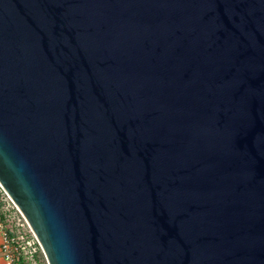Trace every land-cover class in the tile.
I'll return each instance as SVG.
<instances>
[{
  "label": "water",
  "instance_id": "obj_1",
  "mask_svg": "<svg viewBox=\"0 0 264 264\" xmlns=\"http://www.w3.org/2000/svg\"><path fill=\"white\" fill-rule=\"evenodd\" d=\"M0 185L47 264H264V0H0Z\"/></svg>",
  "mask_w": 264,
  "mask_h": 264
},
{
  "label": "built area",
  "instance_id": "obj_2",
  "mask_svg": "<svg viewBox=\"0 0 264 264\" xmlns=\"http://www.w3.org/2000/svg\"><path fill=\"white\" fill-rule=\"evenodd\" d=\"M0 189L6 195V198L12 203L14 209L19 215V219L21 223L19 224L21 227H24V230H7V232H2V237L0 234L1 242H0V251L4 258L5 264H13L14 258L13 253L16 252L17 255H26L31 254L34 251L36 245L40 247V244L33 233L32 229L30 228L29 224L27 223L26 219L22 215V213L18 210L16 205L12 202L11 198L7 195L6 191L0 185ZM2 201L0 200V203ZM1 215H4L0 212ZM4 224L0 221V229ZM26 230V232H25ZM1 233V230H0ZM41 248V247H40ZM17 259V258H16Z\"/></svg>",
  "mask_w": 264,
  "mask_h": 264
},
{
  "label": "rangeland",
  "instance_id": "obj_3",
  "mask_svg": "<svg viewBox=\"0 0 264 264\" xmlns=\"http://www.w3.org/2000/svg\"><path fill=\"white\" fill-rule=\"evenodd\" d=\"M0 200L2 201L0 203V212L4 214L1 215L0 217V221L4 224L2 229H0L1 237H2V232H7V230L9 229L13 231L24 230V227H21L19 225L21 221L19 219L18 213L14 209L12 203L6 198V195L2 192L1 189H0ZM0 242H1V238H0ZM13 258H14L13 264H47L44 253L42 249L38 247V245L35 246L34 251L31 254L17 255V253L14 252ZM0 264H5L1 251H0Z\"/></svg>",
  "mask_w": 264,
  "mask_h": 264
}]
</instances>
